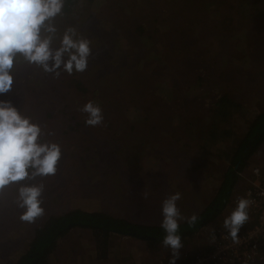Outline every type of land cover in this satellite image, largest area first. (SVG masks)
<instances>
[{
    "label": "rangeland",
    "instance_id": "obj_1",
    "mask_svg": "<svg viewBox=\"0 0 264 264\" xmlns=\"http://www.w3.org/2000/svg\"><path fill=\"white\" fill-rule=\"evenodd\" d=\"M53 23L54 48L65 29L74 27L91 41L92 54L86 71L59 77L18 56L13 87L0 95L24 115H34L45 132L42 142L58 143L62 150L55 175L0 191V264H14L50 216L84 211L138 225L160 221L162 203L155 200L161 192L152 195L154 201L145 198L139 193L151 179L137 178L158 168L149 157L159 145L157 133L192 138L207 129L206 156L214 163L226 159L235 139L264 112V0H65ZM220 98L229 100V108L216 111L212 104ZM90 100L103 109L104 122L95 127L83 123L86 114L79 111ZM183 142L169 137L163 145L171 150ZM135 157L142 159L134 164ZM41 182L45 213L22 221L18 189ZM218 208L213 220L205 215L198 229L188 228L194 233L183 239L180 251L208 247L211 231L223 226L220 220L233 206ZM116 240H109L103 258L95 236L77 231L58 239L48 264H155L169 255L154 256V249L136 238Z\"/></svg>",
    "mask_w": 264,
    "mask_h": 264
},
{
    "label": "clouds",
    "instance_id": "obj_2",
    "mask_svg": "<svg viewBox=\"0 0 264 264\" xmlns=\"http://www.w3.org/2000/svg\"><path fill=\"white\" fill-rule=\"evenodd\" d=\"M65 0H0V95L9 92L14 84L13 69L18 56L44 72L73 74L88 68L92 54L91 41L74 27L65 29L59 47H53L57 27L53 23L62 13ZM47 33V35H43ZM86 114L85 124L90 127L104 122L103 109L88 101L79 109ZM50 135L51 133H47ZM44 129L24 115L9 100H0V191L13 183L36 177L55 175L62 156L61 146L55 142H42ZM259 174V169L256 170ZM45 186L21 184L17 206L23 209L20 219L34 222L45 213L41 199ZM147 198V193L144 194ZM180 192L168 195L161 204L164 232L162 247L170 249L171 264H175L184 246L180 234L181 223L189 227L198 223V214H182L178 201ZM252 201L237 197L235 206L223 219V228L233 244H239V232L249 219ZM215 239V236H213Z\"/></svg>",
    "mask_w": 264,
    "mask_h": 264
},
{
    "label": "crops",
    "instance_id": "obj_3",
    "mask_svg": "<svg viewBox=\"0 0 264 264\" xmlns=\"http://www.w3.org/2000/svg\"><path fill=\"white\" fill-rule=\"evenodd\" d=\"M197 128L198 127L196 125H189L187 129L191 131H196ZM208 132L207 129H202V131L197 132L198 134H194L193 136H191L192 138H190V135L185 133L182 135L169 134V136L162 133L161 134L157 133L155 142H157V144L159 145H155L156 148L154 150L152 149L150 150V153L153 155L149 157L152 160H155V162L152 163H157L158 168L156 170H153V168L152 169L148 168L151 169L150 172L147 173L148 177L139 174L141 176H138L137 178H140L141 180L142 178L151 179L144 186L141 185L142 192H140L139 194L141 195V193L143 194L147 193L148 195L152 196V195H156L157 192H161L160 199L157 198L155 201L158 202L161 201L160 203H162L163 196L174 194L175 192H180L182 194V199L178 201V207L180 208L183 215L191 216L193 213L196 214H201L203 212L205 213V211L209 208V206L215 201L217 196L220 194L221 188L225 181V177L227 176V172L230 167V160L232 156L230 149V152L224 161L216 160L214 163H211L212 159H209V157L206 156V151H208L209 148L205 146V144L209 142ZM169 137L171 141H185L186 139L187 142L186 143L183 142V144H181L182 146L174 145L170 150L169 147H165L163 145V142L167 141ZM192 139L196 141V144H192ZM262 146L263 144L254 153L247 167L243 171L237 173L238 178L236 177L234 181L230 180V184H232V182L234 183L232 185L233 187L231 189V193H229L228 195L229 198L231 196L233 197L234 195H237L242 189V182L238 174L246 172L251 166L264 161V154L262 156H259L263 148ZM182 149H185V152H181ZM195 156H197V158ZM137 158L138 157L134 158L133 160L134 164H136L137 161H140V159H142V158L139 159ZM202 162L205 163L201 164ZM131 193H133L132 189H131ZM227 199L228 197L223 199L224 202L222 207L223 209H225L227 205L229 206L231 205L234 207V205H232L231 202L229 204ZM153 201H154V197H153ZM157 210H160V208H158ZM159 217H160V221H156L150 226H156V227L160 226V223L162 221V215H160ZM215 220H216L215 223L219 221L218 218H216ZM184 223L185 222L181 224ZM221 223H223L222 220H220L219 224ZM249 225H250V220L248 219L246 224L241 229L248 228ZM144 226H148V225H144ZM77 231L71 233L74 234L77 233ZM79 231L80 232L89 231L91 234H93L90 230L80 229ZM200 231L202 230L200 229ZM125 237L135 238L133 236H123L114 233L111 234L110 240L113 241L114 239L116 242H119L120 240L117 241L116 239H124ZM136 239L142 240L140 238H136ZM142 241L148 243V240L143 239ZM72 249L73 248H71L70 251H72ZM190 251L191 250L180 251V256H183L185 254L193 255L197 253V251L195 252L194 251L190 252ZM170 252H171L170 249H166L162 247L161 243H159L158 245H156L153 253L154 256L156 255L162 256L163 254L164 255L170 254ZM68 255H70V252H68Z\"/></svg>",
    "mask_w": 264,
    "mask_h": 264
},
{
    "label": "trees",
    "instance_id": "obj_4",
    "mask_svg": "<svg viewBox=\"0 0 264 264\" xmlns=\"http://www.w3.org/2000/svg\"><path fill=\"white\" fill-rule=\"evenodd\" d=\"M85 93V90L82 91ZM228 101V102H227ZM229 100L226 98H220L216 104V108L227 109ZM35 116L33 115L32 121ZM49 123V121H48ZM85 123V121L83 122ZM236 146L231 147V160L230 167L225 177L224 184L221 188L220 194L217 196L215 201L209 206L207 211L202 217H199L198 223L192 226L193 229H198L201 224V219L205 215H212L210 218L213 220L219 213V206L223 207V199L229 197L231 193L232 184L230 180H235L238 172L243 171L249 164L250 159L254 153L264 143V112L258 114L248 124L247 131L244 132L243 136L235 139ZM230 191V192H229ZM227 196V197H226ZM208 221L207 219L205 220ZM187 223L181 224L180 234L183 238L191 236L194 232L189 231ZM90 230L95 236V244L99 252L105 250L100 255L106 257V249L109 244L111 234H120L123 236L136 235L139 238L148 240V244L151 248L155 249L156 245L161 243L164 236V232L160 226H144L137 225L128 222L125 219L113 217L107 213H90L84 211H71L61 216H50L46 219V222L39 229H36L33 240L28 246L27 250H23L16 254L17 261L14 264H48L50 259H55V252L58 245L62 241L58 239H67L70 236L71 230ZM64 242V241H63ZM73 251V249H72ZM70 253H72L70 251ZM100 254V253H99Z\"/></svg>",
    "mask_w": 264,
    "mask_h": 264
},
{
    "label": "built area",
    "instance_id": "obj_5",
    "mask_svg": "<svg viewBox=\"0 0 264 264\" xmlns=\"http://www.w3.org/2000/svg\"><path fill=\"white\" fill-rule=\"evenodd\" d=\"M259 169V174L256 170ZM242 189L231 196L235 206L237 197L252 201L248 209L250 225L239 232V244H233L227 230L217 227L211 231L208 247L191 255L176 259L175 264H264V161L238 174ZM215 236V239H213ZM172 253L155 264H171Z\"/></svg>",
    "mask_w": 264,
    "mask_h": 264
},
{
    "label": "bare ground",
    "instance_id": "obj_6",
    "mask_svg": "<svg viewBox=\"0 0 264 264\" xmlns=\"http://www.w3.org/2000/svg\"><path fill=\"white\" fill-rule=\"evenodd\" d=\"M207 222H205V224H206ZM202 226H204V224L202 225ZM217 227H223V226H216L215 228H217ZM214 228V229H215ZM245 229H247V228H245ZM242 230V229H241ZM244 230V229H243ZM211 234V233H210ZM210 241V240H209ZM209 244V243H208ZM208 244H207V246H208ZM207 248V247H206Z\"/></svg>",
    "mask_w": 264,
    "mask_h": 264
},
{
    "label": "water",
    "instance_id": "obj_7",
    "mask_svg": "<svg viewBox=\"0 0 264 264\" xmlns=\"http://www.w3.org/2000/svg\"><path fill=\"white\" fill-rule=\"evenodd\" d=\"M133 237H135V238H139V237H137L136 235H133ZM140 239H142V240H143L144 238H140Z\"/></svg>",
    "mask_w": 264,
    "mask_h": 264
},
{
    "label": "flooded vegetation",
    "instance_id": "obj_8",
    "mask_svg": "<svg viewBox=\"0 0 264 264\" xmlns=\"http://www.w3.org/2000/svg\"><path fill=\"white\" fill-rule=\"evenodd\" d=\"M200 217V216H199Z\"/></svg>",
    "mask_w": 264,
    "mask_h": 264
}]
</instances>
